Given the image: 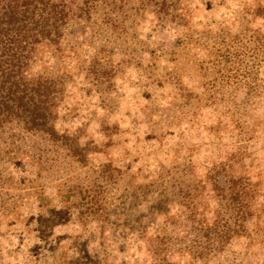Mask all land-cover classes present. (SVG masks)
Returning <instances> with one entry per match:
<instances>
[{
    "label": "rangeland",
    "instance_id": "rangeland-1",
    "mask_svg": "<svg viewBox=\"0 0 264 264\" xmlns=\"http://www.w3.org/2000/svg\"><path fill=\"white\" fill-rule=\"evenodd\" d=\"M248 5L106 0L67 24L43 60L63 80L56 135L0 128V264H264Z\"/></svg>",
    "mask_w": 264,
    "mask_h": 264
},
{
    "label": "trees",
    "instance_id": "trees-1",
    "mask_svg": "<svg viewBox=\"0 0 264 264\" xmlns=\"http://www.w3.org/2000/svg\"><path fill=\"white\" fill-rule=\"evenodd\" d=\"M99 1L106 2L0 0V128L19 121L27 130L56 135L53 121L63 96V80L57 74L43 72V60L60 59L67 24L74 19H89ZM157 1L162 9L173 2ZM243 13L264 19V0H249Z\"/></svg>",
    "mask_w": 264,
    "mask_h": 264
}]
</instances>
